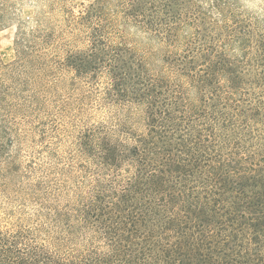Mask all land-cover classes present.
<instances>
[{
  "label": "trees",
  "instance_id": "16d2710c",
  "mask_svg": "<svg viewBox=\"0 0 264 264\" xmlns=\"http://www.w3.org/2000/svg\"><path fill=\"white\" fill-rule=\"evenodd\" d=\"M61 1L0 64V264H263L264 155L236 134L262 100L227 43L165 2L149 19L137 0ZM121 24L160 48L126 46Z\"/></svg>",
  "mask_w": 264,
  "mask_h": 264
},
{
  "label": "rangeland",
  "instance_id": "374dc122",
  "mask_svg": "<svg viewBox=\"0 0 264 264\" xmlns=\"http://www.w3.org/2000/svg\"><path fill=\"white\" fill-rule=\"evenodd\" d=\"M50 1L7 0L5 22L0 26V64H9L14 59V44L20 35V31L27 32L36 29L37 22L44 10H49L47 7ZM103 1L62 0L59 5L57 2L54 3L57 4L55 8L60 5L70 7L76 14L83 6L87 7L92 3L99 5ZM160 2L166 3L164 7L166 16L181 13V19L192 20V25L198 28L197 33L203 44L218 47L222 41L227 43L228 55L235 57V60L238 61H236V68L243 82L242 86L247 89L244 99L249 100L250 103H253L256 98L262 100L260 110L253 112L247 120L249 125L247 127L239 125L236 134L243 139L242 141L247 146L252 145V141L256 142L259 146V152L264 155V0H137L135 7L151 19L153 6H156L157 15L162 17L163 14L159 8ZM220 6L223 8V12L227 11L231 14L237 23L232 20L225 22L226 19L220 10ZM107 10L112 14L117 11L115 0L108 4ZM122 24L118 25V30L122 29L121 36H123L126 46L131 47L138 44L140 49L157 50L160 48L157 40H154L153 37L137 26L133 24H124L123 26ZM238 26H243L242 28L247 30L248 45L243 46L236 42L235 38L234 40L229 38L228 29L233 27L238 29ZM190 32L193 30L187 27L182 31L185 35ZM123 57L126 65H131L132 59L126 54ZM202 59L201 54H195L193 67L197 66ZM96 113L97 115L100 114L99 116H105L107 111L97 109ZM229 140L232 141V139ZM27 145L25 142L23 148L28 149ZM245 228L247 229L246 226ZM261 238V254L264 260V236ZM251 263L253 264V261L249 259L247 264Z\"/></svg>",
  "mask_w": 264,
  "mask_h": 264
}]
</instances>
